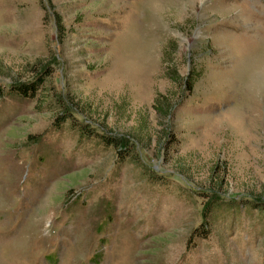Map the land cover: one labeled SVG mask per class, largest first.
I'll list each match as a JSON object with an SVG mask.
<instances>
[{"label": "rangeland", "instance_id": "374dc122", "mask_svg": "<svg viewBox=\"0 0 264 264\" xmlns=\"http://www.w3.org/2000/svg\"><path fill=\"white\" fill-rule=\"evenodd\" d=\"M0 85V264H264V0H0Z\"/></svg>", "mask_w": 264, "mask_h": 264}, {"label": "trees", "instance_id": "16d2710c", "mask_svg": "<svg viewBox=\"0 0 264 264\" xmlns=\"http://www.w3.org/2000/svg\"><path fill=\"white\" fill-rule=\"evenodd\" d=\"M2 75V74H1ZM48 75V74H47ZM47 75H43V74H37L36 77L32 78V79H28L22 82H18L17 84H13L12 87H10V92L11 93H17L19 96L22 97H35L39 91L42 89L43 85L45 84V82L47 81ZM188 81L186 80V82L182 83L184 86L188 84L189 88H191L192 82L189 78H187ZM2 85H0V94H2ZM182 95V94H181ZM177 98V97H176ZM157 101V99H156ZM156 101L154 103V108L157 110V112L161 115H170L169 112L171 110V108L173 107V103H167V109L164 111L162 110L160 107L157 106ZM72 119L73 124H77L78 122H76V119L73 116V112L67 111L66 110L61 114V123L66 122L67 120ZM80 125H84L87 129V124H83L81 123ZM83 129V130H85ZM101 137V140L104 142V144H106L107 146H113L116 148L117 152L119 153L120 156V160L121 161H126V158L128 156L127 151H129V147H124L122 145V143L115 137H111L108 136L106 134H100L99 135ZM209 209V213H205L207 218H212V212L215 210V204H211L208 206ZM211 211V212H210ZM210 223V221H207V223ZM206 223V226H207ZM203 226V225H202ZM196 228L192 234L193 237H207L209 235V233H207V229L203 228ZM208 227V226H207Z\"/></svg>", "mask_w": 264, "mask_h": 264}]
</instances>
